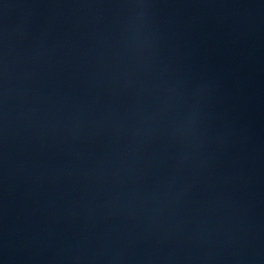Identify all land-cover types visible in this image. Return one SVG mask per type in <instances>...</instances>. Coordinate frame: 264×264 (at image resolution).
<instances>
[{"label":"water","instance_id":"95a60500","mask_svg":"<svg viewBox=\"0 0 264 264\" xmlns=\"http://www.w3.org/2000/svg\"><path fill=\"white\" fill-rule=\"evenodd\" d=\"M0 264H264V0H0Z\"/></svg>","mask_w":264,"mask_h":264}]
</instances>
